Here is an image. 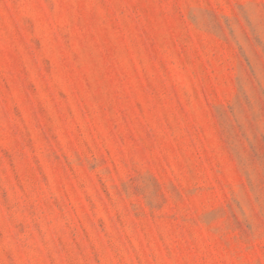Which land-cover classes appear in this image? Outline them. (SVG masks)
<instances>
[{"label":"rangeland","instance_id":"374dc122","mask_svg":"<svg viewBox=\"0 0 264 264\" xmlns=\"http://www.w3.org/2000/svg\"><path fill=\"white\" fill-rule=\"evenodd\" d=\"M0 264H264V0H0Z\"/></svg>","mask_w":264,"mask_h":264}]
</instances>
